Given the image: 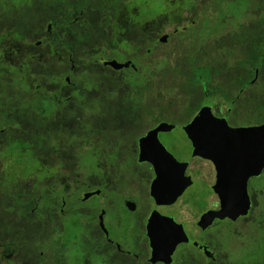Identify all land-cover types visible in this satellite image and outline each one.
I'll list each match as a JSON object with an SVG mask.
<instances>
[{"label": "rangeland", "instance_id": "1", "mask_svg": "<svg viewBox=\"0 0 264 264\" xmlns=\"http://www.w3.org/2000/svg\"><path fill=\"white\" fill-rule=\"evenodd\" d=\"M172 1L0 0V36L7 33H22L25 37L19 42L23 46L21 52L6 61L9 68L4 69V66L0 65V95L6 96V91L14 94L13 91L21 90L25 91L24 96H27V100L29 96L32 99L34 95H39L42 99L57 102L55 93L62 89L59 95L62 99H67L63 102L62 108L58 106L50 115H45L43 108L41 113L35 112L32 103L24 110L23 116H26V120H23L25 124L22 122L21 131L26 139L25 146L28 147L27 143L32 142L33 148L41 153L43 163L49 167L64 165L55 178H47L42 185H51L57 178L58 188L67 183L74 187L75 178L86 179L91 174L101 175L102 170L96 165V155L101 154L99 149L105 153L113 152L115 158L107 157L108 163L100 162L107 166L103 169L106 180L118 183L125 180L134 198L128 200L130 205L126 207L124 200L130 197H122L117 192H111L105 197L94 196L91 204L99 203L101 200L102 207L108 212L104 222L106 230H109L110 238L116 242L129 241L133 244V237L128 235L138 234L137 231L140 230L137 216H146L156 205L147 191L150 178L136 181V178L129 175L125 178L123 171L120 170L122 164H127L133 159L135 142L128 138L106 141L110 132L117 129L129 131V135H132L131 129H138L136 131L139 132L145 123L150 122L149 116H152V112L156 115L163 113L160 115L163 119L159 118L160 121L187 122L195 115L198 103L215 106L219 115L229 117L224 110L228 111L234 103H228L227 99L236 97L235 93H239L243 85H245L243 89H246L245 82L251 75L257 77L258 81L255 85L248 86L247 93L238 104L231 121L244 126L264 122V0H179L167 8ZM126 7L136 11V23L122 37L121 44L111 48L110 42L114 39L112 26L119 11ZM175 12H181L182 22L178 23ZM152 13H159L160 17L167 14L168 18L164 23L159 21L155 26L165 27V31L173 39L167 53L162 52L160 47H158L160 50H155L156 57L165 55L168 60L161 62L164 66L158 71L154 70L156 75L150 82L151 60L147 53L150 29L144 30L143 27L147 25L148 16ZM210 22H213V25ZM49 23L54 27L52 33L47 31ZM184 27L189 30L173 35L176 28ZM38 42L41 44L38 45ZM11 43L10 35H7L1 44V55L10 48ZM74 43L78 46L76 47ZM191 43L196 49H191ZM81 44L86 48L80 47ZM51 45L59 49V55L52 53ZM63 45L76 48L72 59L68 57L65 49H61ZM93 47L100 49L104 47L106 53L119 61L127 59L137 62L138 70L137 73L130 70L118 75L114 71L100 68L104 75L112 77H105L100 70L95 71L100 76L97 75L98 77L94 79L93 95L85 100L89 88L83 79L76 80L75 75L81 76L85 68L99 67L89 62L95 57L92 55ZM189 51L191 55L187 56ZM181 58H184L186 71L188 69L193 71L195 62L197 78L202 84L211 78L215 80L216 88L210 92L211 96L208 93L206 98H202V89L198 83H195L192 89L185 86L186 78H179L178 63L181 62ZM67 62L69 65L72 63L75 65L73 73L69 72L68 67L66 69ZM169 68H174V75H169ZM20 73L23 74L21 79L24 81L21 88L18 83L13 84L9 78ZM91 73L86 71L84 74L90 78ZM6 74L8 78L5 77ZM68 75L70 80L64 81ZM37 85L46 89L47 93L39 90ZM12 104L17 106L18 103ZM71 123L85 127L87 131L71 130ZM9 131L16 136L19 130L15 126H10ZM7 139L8 137H5L3 139L5 141L0 140V159L4 160L0 173L23 183L31 179L32 174L40 177L41 174L37 170L40 163L32 154L33 149L23 148L16 139L10 141ZM93 141L98 142L99 145L96 146L98 151L92 153L81 151L83 142H88L87 147H83L88 149ZM105 142H108L107 146H103ZM184 144L183 141H179L180 146ZM179 156L184 160L182 155ZM66 170L69 171V176ZM89 180L97 186L101 183L100 178L96 176L92 179L89 177ZM252 184H254L251 188L252 193L256 191L257 193L253 196L251 212L256 217L244 221L245 224L223 227L218 237H207L211 244L214 240L216 261L207 263L201 255L198 257L191 255L174 264H264V173L260 178L254 179ZM24 188L25 208H33L37 193L29 185H24ZM66 192H69V189ZM46 197H49V193ZM110 200L115 202L113 208L116 207L123 217L120 229L115 228L116 222L105 205ZM130 206L137 207L138 213L133 218L125 219L124 217L131 215ZM180 206L183 205H177L176 209ZM184 208L190 207L184 204ZM48 224L52 226L49 222ZM86 224L85 219L75 214L61 219L51 236L59 237L58 240L65 245L64 248H59L57 264H104L99 254L92 253L91 247L81 238L88 237L85 234ZM41 229L45 233L48 226L41 224ZM98 234L96 229L91 230V235L94 236L92 240L100 239L106 247L108 244L104 242V237L103 239L102 235L97 237ZM23 235L25 239L23 246H37L43 237L35 224L31 225V228L26 227ZM142 238L139 237L138 245L134 249L138 257L127 258L122 255L117 264H149L145 261L146 253H141V249L144 248ZM52 241L54 250L56 239L53 238ZM62 245L57 244V247ZM189 249L191 252H197V249L189 245L179 248L182 253Z\"/></svg>", "mask_w": 264, "mask_h": 264}, {"label": "flooded vegetation", "instance_id": "2", "mask_svg": "<svg viewBox=\"0 0 264 264\" xmlns=\"http://www.w3.org/2000/svg\"><path fill=\"white\" fill-rule=\"evenodd\" d=\"M176 2H179V0H173L167 8H169L170 5H175ZM210 7H212V5H210ZM180 11L183 12V10ZM119 12L115 24L112 26L114 30V39L110 42L111 48H115L118 44H121L122 37H124L125 33H127L137 20L136 11L130 7L121 9ZM181 12H175L178 23L183 20ZM138 18H140V16H138ZM167 18V14H162V17H160L159 13H152L151 16H148V20L146 21L147 25L143 27L144 30L150 29L149 45L147 48V53L151 60L150 82L151 78L156 75L154 74V70L158 71L164 66V63L161 65V62H166L168 60L165 55L156 57L154 54L155 50L159 49L158 47H160L162 52L167 53V50H169L168 46L171 45L170 43L173 37L165 31V27L155 26L159 21L164 23V20ZM210 23L213 25V22ZM53 28V24L49 23L47 31L52 33ZM187 30H189V28H176L173 35H179L180 31L184 32ZM7 35H10L12 43L10 48L7 49L3 55L0 54V65L4 66V69L9 68V64H7L6 61L11 60L13 56L21 52L23 46H21L19 42L25 38L22 33H7L4 36H0V48ZM37 44L39 45L41 42ZM191 44V49H196L194 48L195 45H193V43ZM74 45L76 47L78 46V44L75 43ZM63 46L64 47L61 49H65L69 55L68 57L72 59L73 53L76 51H74V49L76 48L68 45ZM80 47L86 48L84 44H81ZM51 50L54 55H59V49L57 47L51 45ZM92 55L95 57L89 60V62L99 67L85 68L82 70L81 76L75 75L76 80L81 81L83 79L89 88L85 100L93 95L92 91L94 89L92 88L95 83L94 79L100 76V74L98 75L95 71H99L100 68L114 71L118 75H120L119 73L128 72L130 70H134V73H137V62L127 59L119 61L116 57L106 53L104 47H101V49L99 47H93ZM190 55L191 52L189 51L187 56ZM112 62H117L119 64L132 62L135 66L118 69L111 64ZM55 66H57V64H55ZM178 66L180 72L179 78H186L187 82L185 86L191 89L195 83H198L202 89V98H206L205 96L210 93L213 88H216V82L213 78L209 79L208 82L206 80L204 84L200 82L197 78L198 70L195 66V62L193 64V71L189 69L186 71L184 58H181V62L178 63ZM67 67L69 72L73 73L75 65L73 63L69 65L67 62L66 69ZM169 70V75L172 76L175 74L174 68H169ZM86 71L92 72L89 76L90 78L84 74ZM185 71L187 72V76H185ZM101 74H103L102 71ZM22 75V73L15 74L9 78H11L13 84L18 83L19 88H21L24 82L21 79ZM104 76L112 77V75ZM5 77L8 78L7 74ZM69 80L70 76L68 75L64 81ZM257 81L258 78L251 75L245 82L247 85L246 87L248 88L249 85H255ZM7 82L9 85L8 79ZM58 82L59 81H57V83ZM243 87H245V85H243ZM243 87L240 89L239 93H235L236 97H233L231 100L230 98L227 99L228 103H234L232 107L228 108V111L224 110V113L228 114L229 117L219 115L215 110V106L199 105L198 103L195 115L189 118L187 122L173 121V123H170L160 121L159 118L163 119L160 115H163V113L161 112L160 115H156L152 112V116H149L150 122L145 123V125L140 128L141 130L139 132L136 131L138 129H131L133 130L132 135H129V131L117 129L115 132H110L107 135L106 141H108V139L118 141L120 138H128L135 142V148L133 149V151L135 150V154L133 155V159L127 164L121 165L120 170L123 171L125 178L128 177V175L136 178V181L143 178L149 180L150 178L147 191L156 207L153 206L146 216H137L140 230L139 232L137 231L138 234L130 233L128 235L133 237V244H130L129 241L122 243L116 242L110 238L109 230H106L104 223L108 212L102 207L101 200L99 203L91 204L94 196L105 197L107 193L111 192H117L122 197L129 196L130 198H125L124 200V205L126 207L130 205L128 200H133L134 198V195L129 192L125 180L120 183L106 180V173L103 169L107 166L100 162H107V157L115 158L113 152L110 151L105 153V151L99 149V152H101L100 156L96 155L98 152L95 153L96 165L102 170L101 175L91 174L88 175L86 179L75 178L74 187H71V185L67 183L64 185L65 187L62 185L63 187L60 186L58 188L57 178L51 185H42L47 178H55L60 169L64 168V165L61 164L49 167V165L43 163L41 153L33 148L32 142L27 143L29 144L28 147L25 146L26 139L21 131L23 127L22 122L25 124L23 120L26 117L23 116V114L24 110H26L31 103L33 104V110H35V112L41 113V108H43L45 115L52 114L58 106L62 108L63 102L67 100L62 99L61 95H59L62 89H58L57 93H55L57 102L52 99H42L39 95H34L32 99L29 96L27 100V96H24L25 91L21 90L17 92L13 91L14 94L10 93V91H6V96L0 95V102L2 104L0 105V135H3L0 136V140L5 141L3 139L8 137L9 141L10 139H16L20 145H23V148H32V154L40 163L37 166V170L41 174L40 177H36L32 174V178L23 183L22 181L10 179V177L0 173V264H57L59 248H64L65 245H62V241L58 240L59 237L51 236L55 233V229L57 225L60 224L61 219L65 216L69 217L71 214H75L77 217L86 220L87 224L85 231L87 232L85 234L88 237L81 238L91 247L92 253L97 252L99 254L104 264H117L118 259H122V255L127 258H137L138 253L136 254L134 249H136L138 245L139 237H143L144 248L141 249V253H146L145 261L149 264H174L176 261L187 259L188 256L191 257V255L195 257L201 255L207 263L209 261H216L217 255L214 240L211 244L207 237H218L223 227L245 224L244 221L256 217L251 212L253 210V196L257 193V191L252 193L251 188L254 187L252 181L256 178H260L264 173L263 169L262 173L259 175L245 177V171L242 170L243 165L249 158L250 152L253 150L254 143L264 134V129H261L264 122L262 124L244 126L235 124L231 121V117L234 116L238 104L243 101V96L247 93V88L243 89ZM38 89L44 91L43 93H47L46 89L40 86H38ZM14 102L18 103L17 106H13L12 103ZM27 103L29 105H27ZM49 107L50 110L48 111ZM73 122L74 121H72V123ZM72 123L70 126L71 130L81 129L82 131H87L85 127L75 126L72 125ZM10 126H15L16 129L19 130L16 136L9 133ZM57 129H59L58 126ZM155 131H157V133L153 137V142L148 145L150 146V151L153 152H151L152 154L150 157L155 161L159 160V164H166L168 161L173 160L184 164L186 167L185 177L188 178V180H186L184 177H178L177 173L168 177L162 185V196L159 201L152 196V185L157 178L155 166L151 162H142L140 160L141 140L148 137L151 133L153 134ZM89 137L90 139L92 138L91 135ZM155 140L165 148L169 155L162 154V147L155 143ZM179 141H183L185 144L180 146ZM107 143L105 142L103 146H107ZM87 144L88 142L82 143V152L92 153L93 151H98L96 149V146L99 145L98 142L93 141L88 149L83 148L85 146L87 147ZM154 145L156 147H153ZM179 155H182L184 160L180 159L181 157ZM261 160H264V158L262 157ZM261 160L259 162H261ZM2 161L4 162V160L0 159L1 168L3 166ZM61 162L63 163L62 160ZM39 167L40 169H38ZM66 174L69 176L68 170H66ZM93 176L100 178L101 183L98 186L96 184L94 185V183L89 180V177L92 179ZM123 183H125V185ZM186 183H189V186L183 188ZM117 184H120L118 185L119 187ZM198 184L200 185L198 186ZM24 185L31 186L37 193V199L33 208H25L26 204L24 199L26 195L24 192ZM67 189H69V192H66ZM48 193V198H50V200L46 197ZM80 199H83V201L81 202ZM179 204L183 206H180L177 210L176 207ZM184 204L188 205L190 208H184ZM105 205L110 210V214L116 222L115 228H122L121 223L123 217L121 213L117 211L116 207L113 208L115 202L110 200L109 203ZM173 209L174 211L172 212ZM130 211H132L131 215H127L124 217L125 219H129L130 217L133 218V216L138 213V208L130 206ZM58 217L60 218L58 219ZM48 222L52 224L51 227ZM34 224L37 225L40 234L43 236L42 240L38 242L37 246H23L25 242L23 231L26 227L31 228V225ZM41 224H46L48 226V231L45 230L44 233L41 229ZM94 229L99 232L97 237H100V235H102V239L104 237V242L108 244L106 246L107 248L103 246L100 239L97 241L92 240L94 236L91 235V230L94 231ZM141 230L142 233H140ZM53 238L56 239V247L54 250ZM90 242L92 244H90ZM57 244L62 246L57 247ZM183 245H189L197 249V252H191L189 249L186 253L184 251L182 253L179 248Z\"/></svg>", "mask_w": 264, "mask_h": 264}, {"label": "water", "instance_id": "3", "mask_svg": "<svg viewBox=\"0 0 264 264\" xmlns=\"http://www.w3.org/2000/svg\"><path fill=\"white\" fill-rule=\"evenodd\" d=\"M111 64L118 69L122 67L135 66L132 62H127L125 64L112 62ZM261 129H264V125L261 127ZM157 131L153 132V134L151 133L148 137L141 140L140 160L142 162H151L155 166L157 178L152 185V196L157 201H159L162 196V185L168 177L177 173L178 177H184L186 180H188V178L185 177L186 167L184 164H181L176 160L168 161L166 164H159V160L155 161L150 157L153 152L150 151V146L148 145L153 142V137L157 133ZM155 143L162 147V154L169 155L168 152H166L165 148L161 144H159L157 140H155ZM153 147L156 146L154 145ZM262 157L264 158V134L254 143L253 150L250 152L247 162L243 165L242 170L245 171V177L259 175L262 173L264 169V160H261ZM260 160L261 162H259ZM188 186L189 183H186L183 188H186Z\"/></svg>", "mask_w": 264, "mask_h": 264}]
</instances>
